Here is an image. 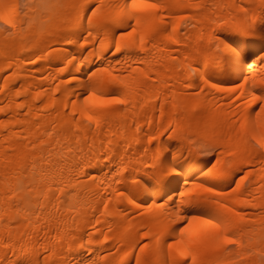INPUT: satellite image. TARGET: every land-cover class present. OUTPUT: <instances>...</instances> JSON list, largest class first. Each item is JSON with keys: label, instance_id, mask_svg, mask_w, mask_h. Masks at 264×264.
<instances>
[{"label": "bare ground", "instance_id": "bare-ground-1", "mask_svg": "<svg viewBox=\"0 0 264 264\" xmlns=\"http://www.w3.org/2000/svg\"><path fill=\"white\" fill-rule=\"evenodd\" d=\"M20 1L0 264H264V0Z\"/></svg>", "mask_w": 264, "mask_h": 264}, {"label": "snow or ice", "instance_id": "snow-or-ice-1", "mask_svg": "<svg viewBox=\"0 0 264 264\" xmlns=\"http://www.w3.org/2000/svg\"><path fill=\"white\" fill-rule=\"evenodd\" d=\"M132 5H133V7L140 6L142 8H156L157 7V5H155V4L147 3L146 0H132ZM0 19H3V13L2 12H0ZM116 51H119V49L117 48ZM262 62H264V59H262ZM262 83H264V81H262ZM233 91H234V89H233ZM88 99H93V97L89 96ZM256 99L259 100L260 97H256ZM104 103H123V101L116 99V98H112L110 100H105ZM260 111L264 112V108H261ZM207 191L211 192V191H213V189L208 188ZM205 222L212 223L211 221H205ZM213 227H216L217 229H219L220 225L213 224ZM223 243L234 244V243H236V241L225 236L223 239ZM193 264H195V262H193Z\"/></svg>", "mask_w": 264, "mask_h": 264}, {"label": "rangeland", "instance_id": "rangeland-1", "mask_svg": "<svg viewBox=\"0 0 264 264\" xmlns=\"http://www.w3.org/2000/svg\"><path fill=\"white\" fill-rule=\"evenodd\" d=\"M24 1H25V0H21L20 3H21V2L24 3ZM20 5H24V4H20ZM204 153H205V152H203V156H204V157H201L202 159L205 158L209 152L205 153L206 155H204Z\"/></svg>", "mask_w": 264, "mask_h": 264}]
</instances>
